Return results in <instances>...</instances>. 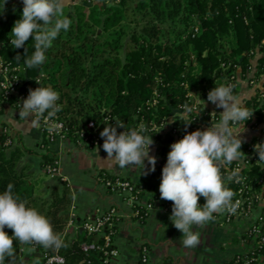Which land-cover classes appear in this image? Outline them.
Returning <instances> with one entry per match:
<instances>
[{
  "label": "trees",
  "instance_id": "1",
  "mask_svg": "<svg viewBox=\"0 0 264 264\" xmlns=\"http://www.w3.org/2000/svg\"><path fill=\"white\" fill-rule=\"evenodd\" d=\"M99 1L83 0L73 5L66 14L72 23L53 42L47 61L40 67L29 68L24 54L26 48L28 57L33 54L34 40L30 37L19 49L13 48L10 41L14 23L22 16L23 2L0 0V56L6 64L20 67L16 73L27 85L21 87L22 91L29 93L39 87L38 78L42 86L51 85L60 93L58 103L62 107L57 118L67 127V139L82 148H94L93 144L83 143L84 137L93 138L96 134L88 127L90 121L97 124L98 133L107 124L115 125L116 120L127 128L141 120L147 127L152 122L163 125L180 105H190L189 93L207 96L234 69L227 65L241 64L246 70L250 59L263 49L264 0H109L106 6ZM194 26L201 29L195 36ZM262 61L264 57L260 58ZM234 94H238V88ZM9 102L15 104L13 98ZM257 102L256 96L245 100L249 108ZM177 123L183 132L194 124L190 119H179ZM151 136L159 137L155 133ZM5 139V134L0 135V192L13 184V192L46 215L63 241L58 249L38 244V250H58L65 257L64 264H88L80 243L96 237L81 232L74 237L62 235L73 201L68 183L57 176L48 195L41 199L26 179L24 169L18 167L20 149L17 154L8 150L11 146L4 145ZM45 142L47 171V164L58 157ZM247 146L248 143H242L243 150ZM163 153L168 154L167 147ZM245 171L251 183L260 189L256 180L264 176L262 164H252ZM100 174L105 181L119 178L108 172ZM137 186L135 209L139 211L138 217L144 219L147 203L153 200L141 201V187L139 183ZM227 187L236 194L238 187L233 181ZM199 203H205L203 197ZM262 221L264 214L255 224ZM6 231L12 234L7 228ZM247 233L257 244L258 237ZM22 246L15 241L14 255L6 258L4 264H12L11 259L21 253ZM101 256L92 254V264H101Z\"/></svg>",
  "mask_w": 264,
  "mask_h": 264
},
{
  "label": "clouds",
  "instance_id": "2",
  "mask_svg": "<svg viewBox=\"0 0 264 264\" xmlns=\"http://www.w3.org/2000/svg\"><path fill=\"white\" fill-rule=\"evenodd\" d=\"M22 2V16L11 30V45L16 49L22 48L31 37L34 52L28 57L25 49V64L29 68L40 67L46 62V54L53 42L72 23L64 12L67 0ZM36 82L40 86L29 90L21 104L19 118L36 128L43 123L51 134L61 127L55 121L62 107L58 103L60 93L51 85L42 86L38 78ZM207 101L223 109L220 120L212 122L206 129L187 132L182 139L171 144L159 185L160 198L172 202L170 219L182 233V243L188 248H195L200 243V233L193 230L194 226H205L214 219V213L235 214L239 207L240 202L233 203L235 194L227 187L233 179L239 182L238 171H232L225 177L221 169L242 159L244 153L241 150L244 141L241 135L237 137L234 134L232 125L241 123L243 126L253 116L234 94V86L230 83L216 85L208 92ZM189 112L191 109L186 107V115ZM118 128H124V125L116 120L115 125L107 124L100 133L104 139L103 150L107 153L103 160L120 168L135 166L144 170L147 160L150 170L155 171L157 158L149 154L154 140L146 134L147 127L140 124L122 132H118ZM254 148L259 154L257 163L264 162V143H257ZM13 187L9 183L6 190L0 192V264L14 255L15 241L36 243L45 248L63 246L62 238L50 219L15 194ZM201 197L205 200L203 204L199 203ZM6 228L11 230V235Z\"/></svg>",
  "mask_w": 264,
  "mask_h": 264
},
{
  "label": "crops",
  "instance_id": "3",
  "mask_svg": "<svg viewBox=\"0 0 264 264\" xmlns=\"http://www.w3.org/2000/svg\"><path fill=\"white\" fill-rule=\"evenodd\" d=\"M259 55L250 59L253 66L250 70H245L244 74L250 75L256 71V65ZM253 69V70H252ZM252 70V71H251ZM1 63H0V78H1ZM223 84V83H221ZM217 84V86L221 85ZM254 89L250 86L246 79H241L238 88L237 96L242 103L253 96ZM214 111L219 114L222 108H217L214 104L209 105ZM20 107L6 101L0 108V132L3 126H7L16 132L17 138L14 144L8 150L21 152V157L18 161V167L24 169L26 179L33 176L31 170L32 162L29 161L31 154L43 148L41 143L44 140L42 126L39 128L32 127L19 118ZM176 112H173L166 121L163 134L154 140V144L150 146V155H154L156 160L155 171H151V165L145 160L146 169L143 167H125L120 168L118 165H113L103 158L107 157V153L99 149H87L72 145L69 140H56L49 142L48 150L58 158L64 151L78 150L81 154L88 155V167L96 170L91 184L89 186L79 185V191H84L82 203L72 201L71 211L75 214V224L69 226L70 212L68 217V227L71 230V237L76 236L81 232L87 236L82 228V223L93 218L98 214L105 213L111 208L116 209L115 218V234L113 237V245L119 250V255L112 258L107 264H137L139 260L140 247L147 244L151 250V264H232L235 262L236 256L240 255L247 257L251 250L255 247L256 242L254 237H251L246 231L247 227L252 223H257L264 214V203L257 202L252 211L246 215L238 216L231 223H222L214 215V219L208 222L203 227H195L194 231L200 233V243L195 248L185 247L182 243V233L175 228L170 219L168 211V200L160 198L159 185L162 179V169L159 167V162L163 156V149L167 147L168 152L171 150L169 137V127L177 121L174 117ZM32 117H29L31 119ZM207 121L205 128L209 127L212 122ZM111 126V125H109ZM106 127V126H105ZM237 129L241 130V134H237ZM260 131L253 130L245 126L234 128V134L239 137L241 135L243 141L251 139ZM46 153V152H45ZM44 153V154H45ZM43 154L42 160L39 162L38 170H45L46 161ZM27 155V156H26ZM102 158V159H101ZM108 172L121 179H131L139 183L141 187V201L144 203L147 200L155 201L156 205L153 209H148L144 219L138 217L135 213V208L128 200V194L119 192L118 190L109 187L106 184L105 178L100 174ZM32 173V174H31ZM62 176L72 187L68 175L64 173L61 165L59 172L56 175ZM81 188V189H80ZM48 190L46 188L44 192ZM78 191V192H79ZM88 237V236H87ZM40 254L33 249L29 244H23L21 253L11 259L12 264H34L40 260ZM251 264H264V250L258 252L257 260Z\"/></svg>",
  "mask_w": 264,
  "mask_h": 264
},
{
  "label": "built area",
  "instance_id": "4",
  "mask_svg": "<svg viewBox=\"0 0 264 264\" xmlns=\"http://www.w3.org/2000/svg\"><path fill=\"white\" fill-rule=\"evenodd\" d=\"M83 0H73V4H77L78 2H81ZM89 3H94L97 0H86ZM193 30V36L200 33V27L194 26L192 28ZM263 49L260 51H257L255 54V57L259 55L257 65H256V71L250 75L244 74L241 76V70L242 65L241 64H229L227 66H233L232 72L225 77L223 84L230 83L234 86V89L239 88V83L241 79H246L250 86L254 89V94L251 98L257 97L258 104L253 105L252 108H249L247 106V109L253 113V116L251 119L247 120L246 123L243 125L248 128H251L253 130L260 131L258 134L254 135L251 139L244 141V143H248V146L245 150L241 149L244 153H242V159L238 161H233V163L230 166H226L225 168H222L221 171L224 174L225 177L231 174L232 171H238L239 175V182H236L235 179H233V182L237 185V192L234 196L233 203H235L237 200L240 202L239 207L237 208V211L235 214H231L228 212H225L223 214L214 213V215L220 220L222 223H231L233 222L238 216L240 215H246L250 213L254 207V205L261 201L264 203V176L257 179L256 182L261 187L258 189L253 183H251V179H249L248 173L245 171L250 165L252 164H259L257 161L259 160V154L255 150L254 145L257 143H264V61L260 62V58L264 57V39L262 41ZM254 57V58H255ZM0 63H1V78H0V101L6 102L10 99L15 100V104L18 107H21V104L24 99L27 98L29 95L28 91H22L21 87L26 86L21 79H19L17 71L20 70L19 66H11L10 64H6L2 57L0 56ZM224 66V64H223ZM253 68V66L250 64L247 65L246 70H250ZM244 70V69H243ZM253 70V69H252ZM251 70V71H252ZM261 71V73H259ZM157 94V92H156ZM189 96L191 98L190 105L182 104L179 106V108L176 110L177 121L179 119H190L194 124L192 127L187 130V132L195 131L197 129H206L205 125H207V121H216L219 120V114L214 111L212 108H210V102L207 101V96L201 97L197 96L193 93H189ZM249 98V99H251ZM153 104L157 103V99L154 98L152 101ZM243 104L246 106L245 101ZM190 108L191 112L185 113V108ZM214 112V113H213ZM46 116V114H45ZM202 120L204 122H202ZM55 121L61 125L60 129L49 133L47 129V125H44L42 123V129L44 133V140L41 143V146L44 147L46 145L45 141L53 142L56 140H67V127L63 120L59 118H55ZM177 121L173 123L169 127V137H170V143H174L180 139L183 138L184 135L187 134V132L182 131V127L178 125ZM205 123V124H204ZM144 124L146 127L144 120H141L139 123H137L133 128H136L138 125ZM152 124L151 127H147V135L151 136L152 133H155L158 136H162L164 126H166V123L163 125H159L155 122L150 123ZM241 125V123H236L232 125L233 128H237ZM88 127L90 129H93L96 134L93 138H90L89 136L84 137V144H93L94 149H102L103 150V142L102 137L100 133H98V126L94 121H90L88 124ZM125 128V129H124ZM120 128L119 132H122L124 130H130L133 128ZM5 134L6 139L4 140L5 146H12L17 138V134L15 131L10 129L7 126H3L1 128L0 135ZM169 153V152H168ZM167 156L168 154H163L161 161L159 162V167L163 168L165 164L167 163ZM263 168H264V162H261ZM59 166H60V158L54 159L53 162L47 164V171L51 176L53 174H58L59 172ZM106 184L108 186H111L112 188L118 190L119 192L128 194V200L130 204L135 208V200H136V192H138L139 188L137 186V182L131 179H121L117 178L114 182L111 180H107ZM202 198V197H201ZM156 205L155 201L148 202L147 203V209H153ZM168 211L170 214L172 213V203H169L168 205ZM135 213L139 214V211L135 209ZM115 218H116V209L111 208L105 213H101L96 215L93 218H88L82 223V228L86 232L88 237L95 236L96 239L91 241H82L80 243V248L85 254L87 255L85 261L88 264H92L93 260L91 258V255L94 253L102 254V262L101 264H107L109 261L119 255V250L114 247L113 243V237L115 234ZM75 224V214L74 211L71 213L70 219H69V226H73ZM246 231H248L250 234H255L258 237V242L251 250L250 254L247 257L243 256H236L235 262L232 264H251L255 260H257V255L259 251L262 250V246L264 245V222H260V224L256 225L255 223L250 224L249 227H247ZM101 239V241H100ZM23 244V243H22ZM33 247L35 251H37L40 254L41 259L34 263V264H64L65 263V257L57 250L54 253L49 252L48 250H38V244L33 243L29 244ZM137 264H151V250L150 247L147 244H144L140 247V253H139V260ZM160 264H167L165 262H161Z\"/></svg>",
  "mask_w": 264,
  "mask_h": 264
},
{
  "label": "rangeland",
  "instance_id": "5",
  "mask_svg": "<svg viewBox=\"0 0 264 264\" xmlns=\"http://www.w3.org/2000/svg\"><path fill=\"white\" fill-rule=\"evenodd\" d=\"M73 0H67L64 12L65 15L70 12L73 8V4L72 3ZM107 3H109V0H100L99 4L102 6H106ZM89 4V3H87ZM91 6V5H88ZM245 72V70H241L240 75L242 76L243 73ZM176 112V110L174 111ZM176 115H174L175 118H179L177 116V113H175ZM202 122H204L202 120ZM205 124V123H204ZM248 127V126H247ZM242 133V129L239 130L237 129V134ZM243 138V137H241ZM68 140V139H67ZM69 141H72L69 139ZM73 143V147L76 148L74 145L77 146V142L72 141ZM47 150L44 148L38 149L37 152L33 153L30 155L29 161L32 162V166H31V170L34 173L33 176H30L27 179L29 182H31L34 187H35V191L37 193L38 196H40V198L42 199L43 197H46L49 193V189H51V187L57 182L56 179V174H53V176H51V174H49L46 170L43 171H39L38 170V166H39V162L42 160L43 158V154L46 152ZM88 155L86 154H81L80 151L78 150H71V151H64L63 154L60 156V165L64 170V173L66 175H68L70 183L72 184V187L70 186V192H71V196H72V200L75 203H82L81 198L82 195L84 194V191H79V185L81 186H89L91 184V181L93 179L94 174L96 173L95 169H92L91 167H88ZM32 174V173H31ZM27 178V177H26ZM48 188V190H46L44 192V190ZM81 189V188H80ZM79 191V192H78ZM80 194V197H78V195ZM41 201V200H40ZM39 201V202H40ZM72 206V204H71ZM70 212V216L71 213L73 211H71V207L69 209ZM69 212L66 214V218H67V223L65 225V228L63 230L62 235L63 236H69L71 237V230L68 227V217H69Z\"/></svg>",
  "mask_w": 264,
  "mask_h": 264
},
{
  "label": "water",
  "instance_id": "6",
  "mask_svg": "<svg viewBox=\"0 0 264 264\" xmlns=\"http://www.w3.org/2000/svg\"><path fill=\"white\" fill-rule=\"evenodd\" d=\"M47 55V54H46ZM47 61V60H46Z\"/></svg>",
  "mask_w": 264,
  "mask_h": 264
}]
</instances>
